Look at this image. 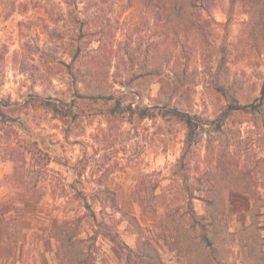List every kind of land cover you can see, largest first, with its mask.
Here are the masks:
<instances>
[{
    "label": "rangeland",
    "instance_id": "374dc122",
    "mask_svg": "<svg viewBox=\"0 0 264 264\" xmlns=\"http://www.w3.org/2000/svg\"><path fill=\"white\" fill-rule=\"evenodd\" d=\"M70 1L0 0V97L12 100L9 116L16 119L13 123L0 122V237L9 238L8 255L13 254L11 258L1 256L0 264H16V260L29 264L27 257L22 261L18 258L17 250L22 235L32 231L41 234L45 246L52 249V263L60 264L52 230L65 218L74 217L82 203L70 187L87 193L107 187L116 193L118 205L125 213L122 216L106 208L99 214L102 205L108 204H96L98 222L105 220L108 227L95 229L110 236L98 239L97 264L119 262L111 251L116 231L134 251L129 255L124 252L128 257L123 256L122 264H257L254 258H244L242 254L243 245L254 243L249 239L252 204L245 196L229 193L234 182L219 177L216 164L207 159L205 146L212 145L213 150L227 139L245 144L256 136L257 128L249 122L253 116L245 111L231 114L221 129L217 122L212 123L228 104L212 82L225 55L220 76L224 75L223 79L231 85L230 94L241 105L260 95L264 83L260 20L256 18L251 23L248 10L239 4L232 7L231 0H217L209 12H198L206 22L204 41L210 46L201 60L195 51L181 52L180 45H187L181 28L156 24L142 0L132 4L127 0H76L77 9L67 4ZM76 19L90 22L94 36L73 40L72 30L80 27ZM100 39L107 46H115L117 55L124 58L121 67L126 79L130 69L138 74L149 70L161 76H147L136 86L122 88L113 83L124 80L117 76L121 70L117 71L113 62L111 67L101 66L94 81L80 78L77 82L64 63H70V53L78 45L96 50ZM177 58L187 65L195 83L176 93L171 104L203 119L182 164L178 162L187 149L185 127L174 120L144 119L126 108L131 104L138 112L168 98L161 92V80L173 79L171 67ZM118 59L117 56L115 60ZM96 93L112 99H91ZM117 101L121 102L120 109ZM63 112L67 113L66 118H60ZM15 142L20 149L38 142V147L61 165L53 162V171L44 173L42 162H36L31 179L23 185L16 184L11 178L14 163L7 150ZM255 154L264 157V144L260 141ZM199 177L202 183L197 182ZM157 182L156 195L173 190L175 197H182L181 213L188 208L192 194L198 195V189L221 192L211 206L201 200L193 201L199 215L210 217L202 223L208 226L197 229V233L201 231L211 244L201 243L195 232L184 231L185 225L194 224L189 217L185 221L175 217L174 223H168L179 229L170 236V248L156 237V219L143 214L133 193L152 188ZM64 187L67 194L61 198L59 193ZM34 189L45 193L38 202L23 192ZM112 217L116 220L111 221ZM138 224L157 250L145 244L138 248ZM93 226L84 224L81 237L92 234ZM261 234L264 237V231ZM257 245L264 247V241L258 240ZM67 250L74 256L77 246H68ZM260 257L264 260V254ZM70 264L77 262L72 260Z\"/></svg>",
    "mask_w": 264,
    "mask_h": 264
},
{
    "label": "trees",
    "instance_id": "16d2710c",
    "mask_svg": "<svg viewBox=\"0 0 264 264\" xmlns=\"http://www.w3.org/2000/svg\"><path fill=\"white\" fill-rule=\"evenodd\" d=\"M127 1L132 4L134 0ZM216 1L217 0H142V3L145 9L152 15L156 24H165L170 27V29L181 28V31L184 34V39L187 40V45H180V48H182L181 52L186 51V49L189 51H195V54L198 57H201L200 59L202 60L205 57V51L210 49V46L207 47L204 41V38L206 37V22L202 19V15L197 13L201 11L209 12ZM67 4L75 9L78 8V2L76 0H72L70 1V4ZM237 4L248 10L247 14L251 19V23L254 22L256 18L257 21L258 19L260 20L261 31H263L264 35V0H231L232 7H235ZM75 23L77 25L79 24L80 27L78 30H72L73 40L75 37L77 38L75 39L77 41L84 40L87 36H94L90 22L82 23L76 19ZM85 25L88 26L84 27ZM85 28H87V30H85ZM74 33H76V35H74ZM98 42V49L92 51L88 50L89 47L83 48V46L78 45L70 53V63H64L68 73L75 78L77 82L80 78L85 82L94 81V79L98 78L99 68L101 66H104L105 68L106 66L111 67L113 62L117 64L114 66L117 71L121 70L120 73H122V75H120V73L117 72V76L121 79L124 78V80H121L119 83L117 81L113 83L122 88L136 86L137 81L142 80L147 76H161V73H151L152 71L149 70L144 74H138L130 69L127 71L129 77L126 79L123 76L125 75L124 68L121 67L122 63L124 66L125 60L123 57L117 55L115 46H107L102 39L98 40ZM117 56L119 57L118 61L115 60ZM224 56L225 55L222 56V60L218 65L217 74H215L217 76L214 77L215 80L212 82V85L214 86V90L227 100L228 104L226 105L224 112L212 121V123L217 122L218 128L221 129V127L226 124L228 118L232 116L231 114L245 111L247 114L253 116V119L251 121L249 120V122H252L257 128V133L254 138H250L245 144H241L242 141L237 139H227L222 141V144L217 147L218 149L213 147L212 150V145L205 146V149L208 152L207 159H209V162H214L219 169V177L226 181L234 182L229 193L245 196L251 202L252 210L250 218L252 222L250 227L252 228V232L249 239L254 240V243L253 246L246 244L243 245L242 254L244 258H254L257 264H260V262H263L262 264H264V260L260 257V254H264V247H259L257 245L258 240L264 241V237L261 234V232L264 231V221L261 222V218H264V157L255 154L256 143L260 141L264 144V83L258 97L252 102L241 105L239 100L230 94L232 87L229 85L227 79H223L224 75L220 76L221 69L225 62ZM175 64L176 65L173 64L171 67L174 75L173 79L171 81L161 80V92L163 94L164 92L168 94V98L165 100L161 99V103L158 105L146 107L138 112L132 108L131 104L126 108L130 114L139 113L144 119L161 118L165 120H174L182 124L187 132L185 140L187 149L184 151L183 156L178 162L179 164H182L186 158V151L193 143L196 130L201 124H203V119L171 104L170 100L176 93L189 87L190 84L195 83V81H193L195 79L191 78L192 76L189 68H187L186 64L180 61V58L175 59ZM180 66H184V69L180 70ZM150 70H152V68H150ZM90 98L94 100L112 99L111 96L107 97V95L103 93H96L95 96ZM12 104L11 99L0 97L1 123L7 124L16 121V119L9 116V107ZM116 106L117 109H120L121 102L117 101ZM55 108L57 109V106ZM66 117L67 113H61L60 118ZM211 142L212 141H209L208 143ZM16 145V142L10 143L7 149L9 151V160L14 163V173L11 178L16 184L23 185L26 182L25 180L31 179L30 175L35 173L34 169L32 170V166H34L36 162H42L41 164L44 173L53 171L50 169V165L53 162L61 165V162L53 158L50 153L40 149L38 147V142L31 143L32 146L25 149H20L19 147H16ZM42 174L43 173H37L39 176ZM150 176L151 175H146L145 177ZM196 180L198 183H202L203 181L200 177ZM158 187L159 182H157L152 188H141L133 193L143 214L156 219V225L153 227L156 237L170 248V236H172V234L174 235L175 232L178 233L179 229H175L173 226H168V223L173 222L175 217H179V220L184 221L190 218L194 224L190 226H188V224L185 225L184 231L186 233L189 231L195 232L201 243L206 242L211 244L207 241L206 237L201 234V231L199 235L197 233L199 228L205 229L208 226L203 225L202 223L207 221L210 217H208L207 214L199 215L195 210L193 201L196 199L201 200L211 206L214 205V199L218 198L221 192L198 189V195H195V193L192 194L188 199V208L181 213V210L184 208V205L182 206L180 203L182 202V197H175L176 193L173 190L156 195ZM70 188L74 190L75 196L79 197L82 203L80 204V207L75 210L76 215L74 217L65 218L52 230V238L57 244V257L60 264H70L72 260L76 261L77 264H97L100 254V248L97 245L98 239L101 237L105 239L110 237L105 231L100 232V229H95L99 227L101 229L102 227H108L105 220L100 223L98 222V215L104 212L106 208H110L113 211L120 213L122 216H125V213L121 211L118 205L116 193L109 190L107 187L104 189L92 190L90 193L85 192L83 189L78 190L73 187ZM23 192L34 202H38L45 195L43 191H38V189ZM53 193L57 194V190L53 189ZM66 194L67 190L66 187H64L63 191L59 193V197L64 198L66 197ZM103 202H107L108 205H102ZM97 203L103 206L102 211H100L99 214L95 209ZM111 219H113L111 221L116 220L114 217ZM118 222H120V220ZM84 224H94V226L91 231L92 234L87 233L86 237L82 238L81 235L83 233L82 230ZM137 231L138 248H141L145 244L148 246L150 245L152 250H157V248L155 249L151 243V237L144 233L139 224L137 225ZM84 233L86 232L84 231ZM114 240L115 242L113 241L114 243L111 251L119 260L117 264H122L123 256L128 257V255L132 254L134 251L126 243L121 241L117 231ZM145 241L147 242L145 243ZM68 246L71 247V249L77 246L76 254L74 256H72L67 250ZM124 252H127L128 255Z\"/></svg>",
    "mask_w": 264,
    "mask_h": 264
},
{
    "label": "crops",
    "instance_id": "0c3cea01",
    "mask_svg": "<svg viewBox=\"0 0 264 264\" xmlns=\"http://www.w3.org/2000/svg\"><path fill=\"white\" fill-rule=\"evenodd\" d=\"M44 240L43 236L35 231L23 234L19 243L20 247L17 250L18 258L22 261L24 257H27L30 259L29 264H53L51 261L52 249L45 246ZM9 249V238L0 237V257L4 255L11 258L13 254L8 255ZM16 264H20V262L16 260Z\"/></svg>",
    "mask_w": 264,
    "mask_h": 264
}]
</instances>
